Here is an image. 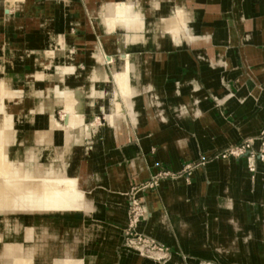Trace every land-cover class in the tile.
Masks as SVG:
<instances>
[{
	"label": "crops",
	"instance_id": "obj_1",
	"mask_svg": "<svg viewBox=\"0 0 264 264\" xmlns=\"http://www.w3.org/2000/svg\"><path fill=\"white\" fill-rule=\"evenodd\" d=\"M263 1L0 0V80L9 92L17 89L21 96L22 147L65 145L59 130L71 116L61 103L49 111L56 97L47 88L59 85L78 91L84 117H90L91 125L96 124L95 117L103 122L97 124L98 135L93 137L94 151L102 153L72 161L85 167L92 159L90 166L103 160L102 182L108 187L103 209L107 212L118 201L127 206L123 193L131 183L159 169L150 154L144 160V151L150 149L155 161L174 170L185 161L206 160L238 143L240 135H255L264 124V90L258 94L259 107L253 106L252 98L248 107L226 108L230 120L246 119L238 130L216 102L226 90L250 94L251 87L264 84V12L243 14L246 6ZM122 2L131 3L143 24L135 30L139 37L134 42L126 37L133 30L108 29L106 7ZM161 22L166 28L160 27ZM234 22L241 30L246 27L242 43ZM50 51L53 56L48 55ZM127 64L132 92L125 98L120 92L115 97L125 120L109 125L104 115L117 91L113 75ZM58 65H74L75 73H65L61 81ZM245 68L255 71L260 81L253 82ZM100 71H106L108 81L94 78ZM36 73L43 77H34ZM15 100L4 96L10 106ZM127 101L132 102V116ZM62 117H66L63 124ZM68 130L75 135L74 126ZM245 160L203 161L190 168L188 177L163 178L156 189L141 192L149 216L138 230L170 251L165 261L157 262L124 248L120 236L110 263L264 264V162L257 160L248 173Z\"/></svg>",
	"mask_w": 264,
	"mask_h": 264
},
{
	"label": "bare ground",
	"instance_id": "obj_2",
	"mask_svg": "<svg viewBox=\"0 0 264 264\" xmlns=\"http://www.w3.org/2000/svg\"><path fill=\"white\" fill-rule=\"evenodd\" d=\"M131 8H128L126 3H109V5L106 7V10H105L106 12L104 13L105 19L112 18V19H114V21H112V23L108 24L109 25L108 29L111 30V29L118 28V27H124L128 30V29L132 28L131 24L126 22L128 20L127 17L137 15L138 13L136 11H134L133 8L132 9ZM8 10L9 9L6 8L5 12L6 13L9 12ZM132 29L134 30V32L132 34L129 33V34H127V36L126 35L125 36L127 37V39L134 42L139 37V35L135 32V30L139 29V26L136 25L135 28H132ZM63 48H64V46H63ZM122 58H124V56ZM113 60H114L113 57L109 58V61L113 62ZM125 67H126V69H123V70L121 69L122 72H120L121 70L114 72L117 83L120 87V93H121V95H123L124 98L129 96L128 91L131 89V87H130V89L125 88L127 86V84H129L128 83V80H129L128 79V72H129L128 64ZM58 72L59 71H57V77L59 79L61 77L60 76L61 74H58ZM48 76H50V75L48 74ZM1 85L2 86L0 89V95H1L2 91L5 89L4 87H5L6 83L3 82ZM49 89L52 90V88H49ZM63 89H65V88L63 87ZM56 91H60V89L56 90ZM92 91H93V93H98L95 90H92ZM53 95H56V101H59V100L63 101V103H64L63 105H64L65 110L69 111L71 114L70 121L68 122V124L64 127L61 126L65 145H63L61 148L62 152L60 153V156H58V153H57L58 149L56 147L49 145V147L45 148V150L47 152V158L50 160V162H52L50 166H52L51 168H53V170H50V168H49V171L54 172L55 174H60V172L63 173L64 175L66 174L67 179L70 181V184L66 185L67 190H68V195L65 196V202L67 203V206H65V207H67V208H65L66 211H63V212L60 211V214H64L63 215L64 217H61L62 219H59L60 217L57 214L56 219H54V220H52L51 218H47V217H43V218L39 217V218H36L35 221H33L32 219L27 220V222L29 221V225H31V226L28 229L26 227V229H27L26 233H23V235H24L22 238L23 243L22 242L17 243L16 240L20 236L18 233L21 229V227H20L21 223L18 220L19 219H21L22 221L24 220L22 216L25 215L24 214L25 213L24 207H25V205H27V204H25V201L28 202V200H26V199H28V198L30 199V197H34V196H32V193H31L32 189H31V187H29V185H28L29 183L27 181H24V182L14 181L15 183H14V185H12L14 188L10 185L8 186L7 184L3 185L0 181V217H2L4 214H7L8 217H9V214H11L12 216L13 215L19 216V219H17V220H16V218L15 219L11 218L12 220L6 219L4 221H0V258L2 260V264H30L31 262L32 263L33 262L39 263L40 261H46V260H48L49 262L51 261V264H99L98 261L96 260V251L97 250H99L101 253V258H102L101 264H111L109 259H110V253L112 252V249H113V245L116 242H118L120 236L122 237V232H123L124 227H125V214H124V210L126 209L125 203H123V205H121V206H119V205H113L112 206L111 212L108 215L112 219L111 222L106 223V224H100V223H95L92 221V219L95 217L103 218L105 216V213L103 212L102 207L100 206V203L103 200V194L98 189V186H96V185L92 186L91 188L82 187V184L78 181H81V180L85 181L86 177L88 176L89 173L88 172L87 173L81 172L80 167H82V166L80 164H78L80 162H78L76 165L77 161L73 162L74 160L72 161V159L74 157L75 158L77 157V159L78 158L79 159H81V158L86 159V158H89L91 156V154H92L91 148L93 147L92 146V140H93L94 136L98 135L97 125L92 126L90 124L91 123L89 120L90 117L81 118L80 110L83 106V102L79 98V93L77 91L69 88L66 92L64 91L63 93L58 94V96H57V94H53ZM60 95H62L64 97L62 98ZM115 97H117L116 94H114L112 97L111 109L113 111V114L116 112L118 114L116 113L117 115H115L114 118H113V116H106L107 117L106 121L109 125L114 123L113 121L115 120L116 117H117V119H118V117L119 118L123 117V115H121L123 109H122L120 103L115 100ZM126 103H131V102L127 101ZM108 115H109V113H108ZM72 126H74L76 128L75 135L72 134V132H70V130H68ZM2 128H3V130H4V128L10 130L11 128H13V122L11 121L10 116L5 115L3 105H2V102L0 99V129H2ZM86 135H87V137H86ZM4 139H6V138H4ZM13 143H14V141H13ZM82 144H84V145L81 146ZM77 150H80V151L77 152ZM1 153H0V156L2 155ZM13 157H14V160H13L14 162L11 161L12 163H10L11 166H14V168H12V169H14V170H12L13 173H16L18 175H22L23 177H25V176L30 177L32 175V173L25 175L24 173H22L18 169L19 159L21 158V150H18L15 153V156H13ZM7 162H10V161H7ZM50 166H48V167H50ZM69 166L72 167L71 172L68 171V170H70L67 168ZM85 166L88 167L87 164H85ZM1 168H2V166H1ZM46 169H47V167H46ZM246 169H247L248 173H250L249 172L250 168H249L248 163L246 165ZM51 172H50V175H51ZM8 173H7V175H8ZM33 174H36V172ZM3 178H5V177H3ZM28 179L29 178H25V180H28ZM31 181H33V180H31ZM37 181H39V180H37ZM52 181H54V180H52ZM6 182H8V181H6ZM54 182H52V183H54ZM59 182H60V180H59ZM8 183H10V182H8ZM55 183H57V182H55ZM41 185H46V184L43 183ZM59 185H60V183H59ZM55 186L57 187V185H55ZM49 190H50V188H49ZM63 191L65 193L66 190H63ZM20 193H22V194H20ZM37 193H36V195H37ZM34 194H35V192H34ZM52 196H53V194H52ZM58 196L55 198L51 197L52 201L55 202L56 199H58V201H59L60 197H58ZM62 196H63V194H62ZM40 201H41V199H40ZM53 202H52V204H53ZM30 203H31V201H30ZM29 204H28V207L30 206ZM55 204H54V207H55ZM80 204L90 211L89 216H83L84 213L81 211H77L78 208H77V210L74 209V207H76ZM31 205H32L31 206V208H32L33 204H31ZM58 205H56V206H58ZM60 205H59V207H60ZM29 208H27V210H29ZM51 208H52V205H51ZM52 209H54V208H52ZM57 210H58V207H57ZM32 211H38V209L37 210L35 209ZM43 211H45V210H43ZM148 214L149 213L147 212L145 219L148 218V216H149ZM82 216L86 220L81 221ZM77 218H78V220H77ZM2 219L0 218V220H2ZM51 223L55 224V226H53V225L51 226L50 225ZM76 226H81V228H77ZM24 228H25V226H24ZM69 234H74L76 236V237H74L75 239L70 238ZM169 241H171V240H169ZM123 258H124V256H123ZM128 258H130V257H128ZM125 261H127V260H125ZM134 263H135V261H134Z\"/></svg>",
	"mask_w": 264,
	"mask_h": 264
},
{
	"label": "rangeland",
	"instance_id": "obj_3",
	"mask_svg": "<svg viewBox=\"0 0 264 264\" xmlns=\"http://www.w3.org/2000/svg\"><path fill=\"white\" fill-rule=\"evenodd\" d=\"M243 3L245 2L246 3V0H241ZM122 3H126V5H127V7L128 8H131L132 7V5H131V3H127V2H122ZM133 8V7H132ZM131 8V9H132ZM5 12V11H4ZM176 15H177V18L178 19H180V20H182L183 19V15H182V12L180 11V10H177V12H176ZM127 23H130L131 24V26H132V28H135V26L136 25H138L139 26V29L142 27V22L140 21V18H139V15L137 14V15H134V16H130V17H127ZM107 20V23L108 24H110V23H112V21H114V19H112V18H108V19H106ZM131 21V22H130ZM171 25L173 24L172 23V21H171V23H170ZM161 26L160 27H162V25H164V28H166L165 27V25H167L165 22L164 23H162L161 22V24H160ZM233 25H234V28H236V30H238V32H239V36H240V41H241V43H242V39H241V32H242V30L243 31H245V28H242V30H241V26H240V29H239V27H238V23L237 22H234L233 23ZM239 25H240V23H239ZM132 28H130L131 30H133ZM176 28V27H175ZM111 30H113V29H111ZM129 30V29H128ZM176 30V29H175ZM134 31V30H133ZM133 33V32H132ZM131 33V34H132ZM127 34H129V33H127ZM62 46H64L65 47V44H62ZM48 55H50V56H53V52L52 51H50L49 53H48ZM111 57H113V56H110L109 58H111ZM114 58V57H113ZM58 68H57V71H59L58 72V74H61L60 76V78H59V80H61V81H63V75L67 72V73H72V74H74L75 73V67H74V65H58L57 66ZM61 70V71H60ZM244 73H246L247 75H248V77L253 81V82H256V81H260V80H258V79H260V76L259 75H255V71L253 72L251 69H248V68H245L244 70ZM74 72V73H73ZM104 74V75H103ZM34 77H36V78H40V77H43V75L42 74H40V73H36L35 75H34ZM113 77H114V81H115V83H116V86H117V91L114 93V94H116V95H118L117 93H119L120 92V87H119V85H118V83H117V80H116V77H115V75H113ZM94 78H97V79H100V80H102L101 82H106V81H108L109 80V76L107 75V73H106V71H100V73L97 75V76H95ZM100 80H98V81H100ZM3 82H5L4 80H0V89H1V84L3 83ZM6 83V82H5ZM7 85H5V89L2 91V93H1V95H0V99H1V102H2V105H3V109H4V112H5V115H7V116H10L11 117V121L13 122V128H11L10 130L9 129H5L4 128V130H3V128L2 129H0L1 131V133H0V151L2 152H0L2 155V157L0 156V163L2 164H0V181H1V183L3 184V185H10V186H12V185H14V181H18V182H24V181H27L29 184V187H31V189H32V196H34V197H30V199L28 198V199H26V200H28V202L27 201H25V204H27V205H25V207H24V214L25 215H23L22 217H23V221L21 220V219H19V216H16V215H11V214H9V217H8V215L7 214H4L2 217H0L2 220H0V221H4V220H6V219H11V218H16V220L17 219H19L18 221L21 223L20 224V227H21V229H20V231H19V237H18V239L16 240V242L18 243H23V233H26V230L31 226V225H29V221L27 222V220H33V221H35V219L36 218H43V217H47V218H51L52 220H54V219H56V215L58 214V216L60 217L59 219H62L61 217H64L63 215L64 214H60V211L61 212H63V211H66V209L65 208H67V207H65V206H67V203L65 202V196L66 195H68V190H67V187H66V185L68 184H70V181L67 179V175L65 174H63V173H61L60 172V174H55L54 172H51V171H49V168H50V170H53V168H51L52 166H50L51 165V163L52 162H50V160L47 158V152H46V150L45 149H41V148H39V147H32L31 146V148L30 149H25L24 147H22V142H23V138L25 137L24 135H23V133L21 132V128L19 127V121L21 120V110H22V105H20V94L18 93L19 91L17 90V89H13L12 91H8L7 89V87H6ZM52 88V90L51 89H49V88H47V92H49V91H51L53 94H57V96H58V94H61V93H63L64 91L66 92L69 88L68 87H64L65 89H63V87H59V85H55V86H52L51 87ZM126 89H130V86H129V84H127V86L125 87ZM194 88H196V86H194ZM60 89V91H56V90H59ZM55 90V91H54ZM131 90V91H130ZM128 92H129V94H131V92H132V88L130 89ZM261 90H264V84L263 85H255V87H251L250 88V94H246L245 93V90H241V91H239V93L238 94H235V93H233L231 90H226L225 91V94L223 95V97L222 98H220L219 99V107H220V109L222 110V113H224V112H227L226 111V108L227 107H230V106H232V105H236V107H235V109H237V110H239V109H242V106H244V107H248L247 105H249L250 104V100L252 99V98H254V102H253V106L254 107H259V105H258V94L259 93H261ZM13 92V93H12ZM58 92V93H57ZM78 92V91H77ZM79 93V92H78ZM10 95V96H13V97H15L16 99H18V100H15V103H14V105H12V106H10V105H8L7 103H5L4 102V96L5 95ZM113 94V95H114ZM55 97H56V95H54ZM62 98L64 97V96H62V95H60ZM56 100V99H55ZM59 104V103H61V104H64L63 103V101L61 100H59V101H54V102H50V104H49V106H48V109H49V111H51V109H52V106H54V105H56V104ZM217 103V102H216ZM260 103V102H259ZM90 104L92 105V102H90ZM261 104V103H260ZM125 105H126V107H127V109H128V112H129V114L132 116V114H133V109H132V102L131 103H125ZM64 106V105H63ZM83 107V106H82ZM101 108V107H100ZM41 109H44L43 108V106H41ZM82 109V108H81ZM258 110V109H257ZM257 110H255V111H257ZM65 111H67V110H65ZM69 112V111H68ZM70 113V112H69ZM108 113H109V115H108ZM117 113V112H116ZM116 113H114L113 114V111H112V109H111V107H110V111L109 112H106L105 113V121H106V116H113V118L115 117V115H117ZM112 114V115H111ZM121 115H123V117L122 118H119L118 117V119H117V117L115 118V120L114 121H117V120H121V119H123V120H125V115H124V112L122 111V114ZM224 115V118L226 119V120H228L230 123H231V125L235 128V129H239V127H240V125H242V123L244 122V121H246V119L245 118H243V117H241V118H236V119H231L230 120V118H228V117H226L225 116V114H223ZM62 116H63V114H62ZM71 116V114H69V117ZM80 116H81V118H84V115L81 113V110H80ZM58 117V116H57ZM91 120V119H90ZM93 120L95 121L94 123H96V124H93L92 126H94V125H97V124H100V123H103L101 120H99L97 117H95V118H93ZM66 121V117L64 118V117H62V121H61V123L63 124V122H65ZM68 124V122L65 124V125H62V127H64V126H66ZM82 124V123H81ZM80 124V125H81ZM51 126H53V124H51ZM61 127V126H60ZM61 127V128H62ZM98 128H99V126L97 125V130H98ZM13 129V130H12ZM16 129V130H15ZM65 130V129H64ZM259 131V130H258ZM50 133V132H49ZM59 133H61L62 134V130L60 129L59 130ZM258 133V132H257ZM256 133V134H257ZM50 135V134H49ZM58 135V134H57ZM252 135H254V134H251V135H248V136H246V135H240V140H239V142L243 139V138H245V137H249V136H252ZM62 136H63V134H62ZM86 137H87V135H86ZM4 138H6V139H4ZM54 138H57V136H54L53 137V139ZM4 139V140H3ZM14 141V143H13V141ZM226 140H227V142H229L228 141V139L226 138ZM238 142V143H239ZM12 143V144H11ZM238 143H236V144H238ZM84 144H82L81 146H83ZM52 146H54V147H56L58 150H57V153H58V156H60V153L62 152V150H61V148H62V146L61 147H58V146H56V145H52ZM80 146V147H81ZM92 154H91V156H93L94 155V145H93V140H92ZM7 148V149H6ZM17 149V150H16ZM18 150H21V158L19 159V166H18V169H19V171H21L22 173H24L25 175H28V174H30V173H32V175L30 176V177H23L22 175H18V174H16V173H13V171L12 170H14V169H12V168H14V166H11L10 165V163H12L11 161H13L14 160V157L13 156H15V153L18 151ZM16 151V152H15ZM80 150H77V152H79ZM100 153H102V150L101 151H97L96 150V152H95V156L96 155H99ZM216 151L214 152V154H212L211 156H209L206 160H205V158H203V159H201V160H198V161H195V162H189V163H187V164H189L190 166H191V168L192 167H194L196 164H198V163H200V162H203V161H207V160H211V159H217V157H216ZM147 154H145L144 152H143V157H144V160H145V156H146ZM90 156V157H91ZM105 158V156H102V158ZM7 158V159H6ZM85 159V158H84ZM5 160V161H4ZM93 160V159H92ZM92 160H90V161H88L89 162V164H88V167L87 166H85V167H80V169H81V172H84V173H89L88 174V176L86 177V180L85 181H78V182H80L81 184H82V187H89V188H91L92 186H94V185H96V186H98V189L102 192V194L104 195V197H105V191L108 189V187H104V184H103V175H102V170H101V167H102V164H103V160L101 159H97L98 160V162H94V164H95V166L94 165H92V166H90V164H92ZM7 161H10V162H7ZM14 162V161H13ZM50 163V164H49ZM98 163V164H97ZM186 165V164H185ZM184 165V166H185ZM1 166H2V168H1ZM9 166V167H8ZM48 166H50V167H48ZM184 166H182V168L184 167ZM45 167V168H44ZM46 167H47V169H46ZM44 168V169H43ZM68 169H70V170H68L69 172H71V169H72V167L71 166H69V167H67ZM116 168H118V167H115V169ZM181 168V169H182ZM5 169V170H4ZM143 170L145 169V168H142ZM180 169V170H181ZM180 170H178V171H180ZM190 170V169H189ZM10 171V172H9ZM9 172V173H8ZM36 172V174H33V173H35ZM38 172V173H37ZM50 172H51V175H50ZM7 173H8V175H7ZM53 173V174H52ZM37 175V176H36ZM50 175V176H49ZM53 175V176H52ZM16 178H15V177ZM21 176V177H20ZM33 176V177H32ZM35 176V177H34ZM40 176V177H39ZM44 176V177H43ZM57 176V177H56ZM182 175H180L179 177H181ZM3 177H5V178H3ZM13 177V178H12ZM37 177V178H36ZM49 177V178H48ZM25 178H29L28 180H25ZM32 178V179H31ZM175 178H178V177H175ZM3 179V180H2ZM12 179V180H11ZM14 179V180H13ZM16 179V180H15ZM21 179V180H20ZM10 180V181H9ZM31 180H33V181H31ZM37 180H39V181H37ZM49 180V181H48ZM52 180H54L55 182H57V183H55L54 181H52ZM58 180V181H57ZM59 180H60V182H59ZM3 181V182H2ZM6 181H8V182H10V183H8V182H6ZM5 182V183H4ZM46 184V185H41V184ZM46 182V183H45ZM52 182H54V183H52ZM12 183V184H11ZM59 183H60V185H59ZM54 185V186H53ZM55 185H57V187L55 186ZM13 187V186H12ZM33 187V188H32ZM44 187V188H43ZM54 189H53V188ZM14 188V187H13ZM16 188V187H15ZM49 188H50V190H49ZM60 190V191H59ZM63 190H66L65 191V193H64V191ZM42 191V192H41ZM44 191V192H43ZM104 191V192H103ZM109 191H110V195H109V197H110V199H111V202H113L114 200H115V198L113 197V189L112 188H109ZM119 191L121 192V191H123L124 192V189H119ZM34 192H35V194H34ZM38 192V193H37ZM40 192V193H39ZM36 193H37V195H36ZM122 193V192H121ZM20 194H22V193H20ZM50 194V195H49ZM52 194H53V196H52ZM62 194H63V196H62ZM123 194H125V193H123ZM59 195V196H58ZM107 195V194H106ZM42 198H41V197ZM60 197V199H59V201H58V199H56V201L55 202H53L52 201V198H55V197ZM36 197V198H35ZM52 197V198H51ZM38 198V199H37ZM40 199H41V201H40ZM49 199V200H48ZM30 201H31V203H30ZM53 202V204H52V202ZM47 202V203H46ZM110 202V203H111ZM30 203V204H29ZM41 203V204H40ZM51 203V204H50ZM56 203V204H55ZM62 203V204H61ZM105 203V201H104V199L101 201V203H100V206L102 207V210H103V212H104V209H103V207H104V204ZM109 203V204H110ZM28 204L30 205L29 207H28ZM31 204H33V207L31 208ZM47 204V205H46ZM54 204H55V207H54ZM60 205V207H59V205ZM108 204V205H109ZM51 205H52V208H54V209H52L51 208ZM56 205H58V206H56ZM113 205H119V206H121V205H123V203L122 202H115V203H113V204H110L108 207V209H107V212H104L105 213V216L103 217V218H99V217H95V218H93L92 219V221L93 222H95V223H100V224H106V223H109V222H111V218L108 216L109 214H110V212H111V208H112V206ZM50 206V207H49ZM49 207V208H48ZM57 207H58V210H57ZM27 208H29V210H27ZM37 210L38 209V211H32V210H35V209ZM60 208V209H59ZM77 208H78V210H77ZM125 208H126V205H125ZM124 208V209H125ZM49 211H48V210ZM52 209V210H51ZM63 209V210H62ZM74 209H76L77 211H81V212H83L84 213V215L83 216H89L90 215V211L88 210V209H86L84 206H82L81 204L80 205H78V206H76V207H74ZM110 209V210H109ZM43 210H45V211H43ZM27 211V212H26ZM47 211V212H46ZM125 211V210H124ZM56 214H55V213ZM69 212V211H68ZM82 216V218H81V221H83V220H86V219H84V217ZM146 216V215H145ZM8 217V218H7ZM12 220V219H11ZM21 220V221H20ZM77 220H78V218H77ZM108 221V222H107ZM29 226H28V225ZM22 225V226H21ZM51 226L53 225V226H55V224H53V223H51L50 224ZM80 225V224H79ZM24 226H25V228H24ZM26 227H27V229H26ZM77 228H81V226H76ZM67 228V227H66ZM65 228V229H66ZM70 235V238H73V239H75L74 237H76L74 234H69ZM30 242V241H29ZM96 260L98 261V263L99 264H101L102 263V258H101V253H100V251L99 250H97L96 251ZM109 261H110V259H109ZM0 264H2V260H1V258H0ZM30 264H51V261L49 262L48 260H46V261H40L39 263H30ZM211 264H217V263H211Z\"/></svg>",
	"mask_w": 264,
	"mask_h": 264
},
{
	"label": "built area",
	"instance_id": "obj_4",
	"mask_svg": "<svg viewBox=\"0 0 264 264\" xmlns=\"http://www.w3.org/2000/svg\"><path fill=\"white\" fill-rule=\"evenodd\" d=\"M258 140L260 151L258 153L260 160L264 161V127L260 131L259 135L256 138L248 137L241 140L238 144L230 147H226L219 152L216 153V157L219 158H227V157H237L240 156L247 151H252V157L256 156V152L253 151V143ZM191 166L186 164L180 171H171L168 169H159L154 175H152L148 180L144 181L138 186H133L130 189L129 197H130V205L127 210V227L124 232L123 237V246L128 249H134L135 244L142 245L145 248L150 250H157L162 253L157 258L161 256L163 259L166 257V253L168 249L162 248V246L156 243L153 239L139 233L136 230V225L139 218L142 215V207L135 197V194L138 190L141 189H154L158 185V181L163 178H175L180 175H186L189 172ZM147 257V256H146Z\"/></svg>",
	"mask_w": 264,
	"mask_h": 264
},
{
	"label": "water",
	"instance_id": "obj_5",
	"mask_svg": "<svg viewBox=\"0 0 264 264\" xmlns=\"http://www.w3.org/2000/svg\"><path fill=\"white\" fill-rule=\"evenodd\" d=\"M256 1H257V0H256ZM256 4H257V5H255V6H251V5H250V6H246V7L243 9V14H245V15H246V14H249V15H259L260 13L264 12V1H263V3H258V2H257ZM249 23H250V22H249ZM244 28H246V27H244ZM217 104L219 105V100H217ZM223 114H227V113L224 112ZM263 127H264V124L260 127V129H259V131H258L257 134L252 135V136H249V137L256 138V137L259 135V133H260V131L262 130ZM245 138H248V137H245ZM245 138H243V139H245ZM243 139H242V140H243ZM234 145H236V143H235V144H232V145H228L227 147L234 146ZM224 148H226V147H224ZM224 148H223V149H224ZM221 150H222V149H221ZM219 151H220V150H219ZM219 151H217V152H219ZM253 151H255V152L257 153L256 156H254V157L250 156L252 151H247L246 153H244V154H242V155H240V156H237L236 158H245L246 161H247V163H248V165H249V168H250V167H254V168H255V164H256V161H257V160H259V161H261V162H264V161L260 160V158H259L258 153H259V151H260V146H259V142H258V140H256V139H255V141H254V143H253ZM151 152H152V151H151L150 149L144 151L145 154H147V155L150 154V157H151V159L153 160V163H154L159 169H168V170H171V171H178V170H180V169L182 168V166H184L185 164H187V163H189V162H192V161H185V162L183 163V165L181 166L180 169H174V170H173V169H170L169 167L163 166V165H161V163H158L157 161H155L156 157H155ZM147 155H146V156H147ZM227 158H231V157L229 156V157H227ZM227 158H226V159H227ZM159 169H158V170H159ZM158 170H157V171H158ZM157 171H156V172H157ZM156 172L150 173V175L148 176V178L145 179V180H143V181H141V182H133V183H131L129 189L125 192V194L127 195V206H126V213H125V227H124V230H123V232H122V246H123L124 232H125V229H126V227H127V210H128V207H129V205H130V203H131V202H130V197H129L130 189H131V187H133V186H138V185H140L141 183H143L144 181L148 180V179H149L152 175H154ZM185 176H186V175H182L181 177H184V178L188 177V176H186V177H185ZM160 181H161V179L158 181V185L160 184ZM158 185H157L154 189H156V188L158 187ZM154 189H153V190H154ZM147 190H152V189H141V190H138V191L136 192V194H135V197L137 198V200L139 201V203H140V205H141V207H142V215H141V217L139 218V220H138V222H137L136 230H137L139 233H141V234H143V235H145V236H147V237L153 239L156 243L160 244V245L162 246V248H164V249H169V251H170V247H169V246L160 243L159 241H157L156 239L152 238L151 236L146 235V234H144V233H142V232H140V231L138 230V225H139V223H140L143 219H145V215H146V209H145L144 205L142 204V201H141V199H140L139 194H140L141 192H143V191H147ZM123 247H124V246H123ZM124 248H125V247H124ZM126 249H128V248H126ZM128 250L133 251V252L137 253L138 255H140V256H142V257H145V258H148V259H151V260L157 261V262L165 261V259H166V257L163 259L162 256H161L160 258H157V257H159L160 255H162V253H161L160 251H157V250H150V249L145 248V247H143L142 245H138V244H135V248H134V249L131 248V249H128ZM146 256H147V257H146ZM202 264H211V263L206 262V263H202Z\"/></svg>",
	"mask_w": 264,
	"mask_h": 264
}]
</instances>
